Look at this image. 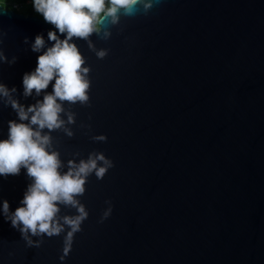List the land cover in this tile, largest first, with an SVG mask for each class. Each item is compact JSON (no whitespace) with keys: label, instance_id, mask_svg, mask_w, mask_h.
Returning a JSON list of instances; mask_svg holds the SVG:
<instances>
[{"label":"water","instance_id":"water-1","mask_svg":"<svg viewBox=\"0 0 264 264\" xmlns=\"http://www.w3.org/2000/svg\"><path fill=\"white\" fill-rule=\"evenodd\" d=\"M0 9V83L27 107L52 91L25 96L22 77L54 26ZM72 39L88 98L60 101L65 123L42 132L61 171L98 153L111 164L77 197L87 216L66 255L70 226L22 235L0 212V264H264V0H138ZM17 119L0 96V138ZM30 181L0 176L8 215ZM77 214L61 204L57 217Z\"/></svg>","mask_w":264,"mask_h":264},{"label":"clouds","instance_id":"clouds-1","mask_svg":"<svg viewBox=\"0 0 264 264\" xmlns=\"http://www.w3.org/2000/svg\"><path fill=\"white\" fill-rule=\"evenodd\" d=\"M6 3L7 0H0V6H6ZM137 3L138 0H31L33 10L54 26L47 33V39L54 43L45 47V37L36 35L32 50L40 54L36 67L22 77L23 94L28 96L35 90L39 95L54 79L52 91L45 92L42 100L25 107L10 96L14 87L9 89L0 83V96L8 97L18 116L17 120L8 122L7 136L0 138V176L16 175L24 168L31 178L19 206L11 215H8L7 199L0 203V212L13 227L20 225L22 235L30 232L51 236L60 233L64 225L70 226L65 237V255L70 251L73 234L87 216L77 197L85 191L88 175L94 170L98 178L102 177L111 162L103 153H98L86 160H70L67 171H61L60 154L49 150L51 136L42 130H52L65 123L60 116L63 111L60 101L83 102L88 98L89 81L85 74L89 68L83 66L84 57L72 38L89 37L99 31L104 19L110 18L115 23L121 9L125 14H132ZM97 54L103 56L105 52L102 50ZM68 120H72L71 115ZM98 161H104V164L98 166ZM61 204L77 207L78 214L58 218Z\"/></svg>","mask_w":264,"mask_h":264},{"label":"built area","instance_id":"built-area-1","mask_svg":"<svg viewBox=\"0 0 264 264\" xmlns=\"http://www.w3.org/2000/svg\"><path fill=\"white\" fill-rule=\"evenodd\" d=\"M32 6L31 4V0H24L23 2H13L12 3V8L9 9H14L18 12H20V8L24 7V6ZM5 7V6H4ZM6 8V7H5Z\"/></svg>","mask_w":264,"mask_h":264},{"label":"trees","instance_id":"trees-1","mask_svg":"<svg viewBox=\"0 0 264 264\" xmlns=\"http://www.w3.org/2000/svg\"><path fill=\"white\" fill-rule=\"evenodd\" d=\"M23 1L24 0H7V3H6V6L5 7L9 9V8H12V3L13 2H23ZM24 7L29 8L28 9V13H26V14H34L32 6L29 5V6H24ZM24 7H22V8H24ZM22 8H20V9H22Z\"/></svg>","mask_w":264,"mask_h":264},{"label":"rangeland","instance_id":"rangeland-1","mask_svg":"<svg viewBox=\"0 0 264 264\" xmlns=\"http://www.w3.org/2000/svg\"><path fill=\"white\" fill-rule=\"evenodd\" d=\"M28 9H29V8L24 7V8H22V9H20L19 11H20V12H23V13H28ZM33 12H34L35 15H37V16H39V17H42V16H40L39 14H37L34 10H33Z\"/></svg>","mask_w":264,"mask_h":264}]
</instances>
